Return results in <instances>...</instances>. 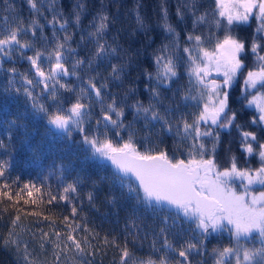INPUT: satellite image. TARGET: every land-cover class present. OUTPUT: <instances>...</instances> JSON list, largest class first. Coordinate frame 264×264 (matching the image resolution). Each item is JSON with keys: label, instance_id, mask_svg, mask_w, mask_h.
<instances>
[{"label": "snow or ice", "instance_id": "6c2138e0", "mask_svg": "<svg viewBox=\"0 0 264 264\" xmlns=\"http://www.w3.org/2000/svg\"><path fill=\"white\" fill-rule=\"evenodd\" d=\"M26 3L31 13L27 22L13 5H9L8 11L14 15L4 17L3 23H0V66L6 57L12 59L13 53L19 52L22 58L30 62L34 77L29 78L27 72L20 74L17 68L11 67L6 70L12 74L8 81L9 87L17 93L23 91L31 100L33 109L43 113L49 126L47 131L53 138L67 140L70 145L76 144L77 142L72 140V134L79 132L84 150L90 157L111 162L115 169L113 183H118L122 189L126 188L128 199L135 202L132 218L128 221L134 229L137 227L136 220L141 219L136 215L139 208L150 211L154 216L165 210L174 212V216L160 217L163 227L159 228L158 235L151 241L152 249L155 252H163L164 255L159 259H153L151 256L147 259L137 257L127 246L125 237L124 246L120 248L119 264H172L169 253L182 258L175 261V264H192L189 257L193 253L200 254L203 240L192 242L194 237H190L181 247H175L169 239V233L179 236L180 232L174 230L182 228L181 221L189 224V231L197 235L206 237L210 230H228L234 236L235 246L213 249L216 254L215 264H233V261L234 264H264V191L259 194L250 191L252 185L264 186V143L257 140L256 133L242 132V147L248 154L257 152L260 157L261 164L258 168H239L235 156L229 157L230 166L223 169L216 162L220 130L230 128L236 119V112L229 108V93L226 89L232 86L233 81L238 75H242L247 67L241 58L245 53V42L233 35L232 26L249 21L255 13L261 21L257 31H264V0H213L214 6L203 10L200 0H178L176 15L179 21L184 22L187 17L191 18L192 30L185 33L183 45L180 43V32L169 21L168 9L162 4V26L166 33V42H162L153 54L155 75L145 72L150 81H155V85L148 89L151 99L147 106L139 99L128 103V97L136 92L132 86H129L123 95L112 92L110 88V82L120 87L132 56L116 43L115 37L111 42L106 39L116 18L103 10V6L90 21L88 27L91 30L87 32V36H80L81 42L87 40L94 44V51L87 59L72 60L77 49L72 47L75 32L71 29L81 25L85 11L81 0H77L70 16L63 14L58 0H26ZM141 7L137 2L133 8L135 22L140 29H146L148 25L141 13ZM45 10L51 16L50 19ZM222 22L224 34L220 36L214 33L212 28L220 30ZM48 26H51V37L45 34V28ZM201 28H207L208 31H199ZM26 36H31L32 39H23ZM260 39L264 40V36ZM25 49L31 50L33 55L25 57ZM262 49L264 45L254 38L251 51L256 57L255 66L247 70L244 86L245 93L248 89L256 90L251 99L245 95V100L249 106L254 105L259 110L258 119L264 122V55L259 54ZM122 52L127 56V60L111 63L112 60H122ZM181 52L184 53L183 56L180 55ZM68 60H72L71 72L66 66ZM105 60L109 61L110 69L106 76L98 71L99 65ZM182 64H186L185 71L189 80L187 89L178 90L182 91L181 101L185 106L194 102L193 106L199 109L198 113L191 114V121L183 113L179 117L172 116L173 112L179 111L180 105H165L160 91L161 88L171 90ZM77 68L80 71L91 70L96 75L88 76L85 86L80 87L76 93L75 102L65 108L64 101L60 98V90L76 92V89L70 83L62 81L67 76H76L78 80H82L80 72L76 71ZM213 73L220 75L222 79L216 80ZM16 75L23 81L22 87H15ZM40 86L41 94L47 92L52 101V111L44 103L38 102L40 96L34 89ZM175 95L176 93H173V96ZM93 101L99 105V118L95 120L94 128H86V121H90L92 117ZM126 109H132L134 112L133 121L127 124L124 122ZM137 121H143L146 129L159 124L160 132L171 133L182 141H189L191 147L187 150L188 159L176 156L175 150L172 156H169L166 149L146 147L141 151L137 143L138 130L134 127ZM256 122L257 118L253 117L252 123ZM13 124L15 121H10L9 127ZM236 127L239 128L240 125L237 124ZM122 133L126 134L127 139H124ZM249 138L257 142V148L253 147ZM142 140H151V133H147ZM205 140H210L211 148L206 147ZM4 146L3 141H0V148ZM206 153L208 158H205ZM197 155L199 159H196ZM9 167V161H0V178H5ZM60 171L63 176V166ZM236 180L242 184L243 191H236ZM18 181L19 177L13 184ZM79 182L77 177L64 185L62 191L57 194L49 190L47 203L51 205L57 200L72 203L71 213L74 217L78 209L73 202V196L78 195ZM41 187L30 183L23 184L16 192V201L23 199L24 192L32 198L35 189L43 202L45 194L41 192ZM10 188L11 185L5 178V183L0 185V198L6 197L12 201ZM87 199L91 203L94 194L89 192ZM31 202L36 204L37 200L33 198ZM109 202L114 204L115 198H110ZM19 219L17 215L12 221L13 227ZM44 219L50 220L51 217L45 216ZM64 221L69 231L63 248L59 242L60 233H55L56 241H53V244L59 249L54 253L56 260L59 261L62 252L67 254L70 251V243L81 257L74 264H91L88 257L95 256L96 252L86 251L85 245L91 248L87 236L83 237L82 242L72 235L81 225L76 224L73 227L69 217H64ZM192 225L194 227H191ZM83 230L90 231L86 224ZM254 234L258 235V247L255 246ZM8 235L10 242L19 248L17 241L12 238V233L9 232ZM138 235L137 230L133 239ZM44 236L46 237L47 233H44ZM250 237L254 238L252 247L248 246ZM158 240L162 241L160 248L156 247ZM242 240L245 242L241 243ZM104 243H108L107 237ZM112 243H116L115 239ZM116 246L119 247L118 244ZM23 259L26 264H35L29 260L26 244Z\"/></svg>", "mask_w": 264, "mask_h": 264}, {"label": "trees", "instance_id": "16d2710c", "mask_svg": "<svg viewBox=\"0 0 264 264\" xmlns=\"http://www.w3.org/2000/svg\"><path fill=\"white\" fill-rule=\"evenodd\" d=\"M76 2L77 0H58V6L65 16H70ZM81 2L85 5L81 25L79 28L71 29L75 32L72 47L77 49L72 60L76 58L87 59L94 51V44L87 40L81 42L80 36L81 34L87 36V32L91 30L88 27L90 21L98 11L102 10L103 6V10L116 18L114 24L110 26L106 39L111 42L115 37L116 43L132 56V61L126 68V75L120 87L110 82V88L112 92L123 95L129 86H132L136 92L128 97V103H134L139 99L147 106L151 99V93L148 89L150 86H154V80L150 81L145 72H151L153 76L155 75L156 65L153 62V54L162 42H166V33L162 26L161 5L167 7L169 21L180 32L182 45L185 42V33L192 30L191 18L187 17L184 22L179 21L176 15L178 0H81ZM137 2L142 5L141 13L146 18L148 25L146 29H140L136 25L133 8ZM200 3L202 10L211 9L214 6L213 0H200ZM9 5H13L18 14L24 17L25 22H27L31 13L26 0H0V23H3L4 17L14 15L8 11ZM45 14L48 15L49 19L51 18L47 10H45ZM41 22L44 21L41 20ZM257 23L255 17L252 16L249 21L232 26L233 35L245 42V53L242 54L241 58L247 67L242 75L237 76L228 90V105L230 109L236 112V119L230 128L220 130L216 162L221 169L230 166V156L236 157L239 168L255 169L261 164L257 152L248 154L242 147V132L245 131L256 133L257 140L264 143V122L258 119L259 110L255 106H249L245 100V95L251 99L256 90L252 89L247 93L242 90V82L247 70L255 66L256 57L251 51L252 41L255 38L258 43L264 45V40L260 39L261 36H264V31H257ZM199 31L207 32L208 29L201 28ZM212 31L222 36L224 34L223 22L220 30L213 27ZM45 34L48 37L52 36L51 26L45 28ZM23 39H32V37L26 36ZM259 54L263 55L264 49ZM24 55L25 57L31 56L33 52L25 49ZM180 55L183 56L184 53L181 52ZM121 56L122 60H112L111 63L127 60V56L123 52ZM72 60H68L66 63L70 72L72 71ZM108 65L109 61L105 60L99 65L98 71L106 76L110 71ZM11 67L17 68L20 74L27 72L29 78L34 77V73L30 70V62L26 58H22L19 52H14L12 59L6 57L3 65L0 66V141H3L5 145L0 148V161L10 162L5 178L7 183L11 185L9 191L13 196L12 201L6 197L0 198V264H26L23 259L25 244L27 245L29 260L34 261L35 264H74L75 261H79L81 257L70 243L68 244L70 251L67 254L62 252L59 261L56 260L54 253L59 249H56L53 244V241H56L55 233H60L59 242L63 248L69 231L64 217H69V222L73 224V227L76 224L81 225V228L73 232L72 235L82 242L83 237L87 236L91 248L89 249L85 245L86 251L96 252L95 256L88 257L91 264H119L120 248L124 246L125 237H127V246L137 257L147 259L151 256L153 259H159L164 253L155 252L151 247V241L154 236L158 235L159 228L163 227L160 217L174 216V212L165 210L154 216L150 211L139 208L136 215L141 219L136 220L137 227L134 229L128 221L132 218L131 213L135 207V202L128 199L126 188L122 189L118 183H113L114 171L104 160L90 157L84 150L85 146L81 143L79 132H73L72 140L77 143L71 145L69 141L53 138L48 133L49 126L43 113L33 109L31 100L23 91L17 93L9 87L8 81L12 78V74L6 70ZM185 67L186 64L180 66L178 77L174 78L171 90L161 88L160 91L165 105H180L179 111L173 112L172 116L179 117L183 113L191 121V114L198 113L199 109L193 106L194 102H189L185 106V103L181 101L182 91H178L188 87L189 77ZM76 71L80 72L82 80H78L76 76H67L62 81L70 83L76 89V92L60 90V98L64 101L63 106L65 108L75 102L76 93L79 92L80 87L85 86L88 76L96 75L91 70L80 71L77 68ZM15 80V87H22L23 81L20 80L19 75H16ZM6 88L9 90L5 91ZM41 89L42 86L34 89V92L40 96L38 102L44 103L52 111V101L47 92L41 94ZM173 93L176 95L173 96ZM92 103H94V108L96 107L95 115L99 114V105L95 104V101ZM133 115L132 109H126L124 122L127 124L133 121ZM253 117L257 118L256 123H252ZM13 120L15 124L9 127V122ZM91 123L92 127L95 126L93 115ZM237 124L240 125L239 128L236 127ZM88 125V121H86L85 127L88 128ZM134 127L138 130L136 133L137 143L141 151L146 147L157 150L166 149L169 156H172L175 150L176 156L185 160L188 159L187 150L191 147L189 141H182L171 133L160 132L159 124H156L155 127L149 126L146 129L143 121H137L134 123ZM147 133H151V140H142ZM122 135L124 139H127L126 134L122 133ZM113 139L116 138L113 136ZM250 142L254 148H257L256 141L250 139ZM205 144L207 148H211L210 140H205ZM199 158L197 155L196 159ZM205 158H208V153L205 154ZM61 166L64 168L63 176L60 171ZM17 177H19L18 183L13 184ZM77 177L80 180L78 195L73 196V202H75L78 211L73 217L71 213L72 203L57 200L49 205L47 192L50 190L53 194H57L58 191H62L64 185L76 180ZM5 178H0V185L5 183ZM25 183L35 184L36 187L43 186L41 187V192L45 194L43 202H41L40 194L36 193L35 189H33L32 198H29L24 192L22 193L23 199L16 201V192ZM252 188H254L253 193L264 191V186L259 184ZM89 192L94 194L91 203L87 199ZM112 197L115 198L114 204L109 202ZM33 198L37 200L36 204L31 202ZM17 215L20 219L16 221V225L13 227L12 221ZM45 216H49L51 219L45 220ZM180 223L182 228L174 230L180 232L179 236L169 233V239L172 240L175 247H181L190 237H194L192 242L203 240L200 254L193 253L189 257L192 264H215L214 248L222 249L226 246H235L236 242L229 232L226 234L223 231L212 232L210 230L205 237L189 231L190 225L184 221ZM85 224L90 231L83 230ZM137 230L139 235L134 240L133 236ZM9 232L19 244V248L10 242ZM44 233H47L46 237ZM145 233H147V238H145ZM105 237L108 240L107 244L104 243ZM254 238L255 246L258 247V235L254 234ZM254 238L250 237L248 246H253ZM113 239L116 241L115 244L112 243ZM6 241L9 242L6 243ZM241 242L244 243L245 241L242 240ZM161 243L162 241L158 240L156 247L160 248ZM117 244L119 247L116 246ZM168 256L172 260V264H175L177 260H182V258L171 253Z\"/></svg>", "mask_w": 264, "mask_h": 264}, {"label": "rangeland", "instance_id": "374dc122", "mask_svg": "<svg viewBox=\"0 0 264 264\" xmlns=\"http://www.w3.org/2000/svg\"><path fill=\"white\" fill-rule=\"evenodd\" d=\"M253 16L255 17V19H256V21L258 22L257 24H258V27L260 26V24H261V21L256 17V15H255V13L253 14ZM264 34V33H263ZM264 55V54H263ZM213 78H215L216 80H221L222 79V77L220 76V75H217V74H215V73H213ZM154 85H155V81H154ZM242 90L243 91H245V86H244V78H243V82H242ZM227 91L229 90V88H227L226 89ZM249 91H252V89H248V91L247 92H249ZM153 102V101H152ZM153 103H155V102H153ZM254 106V105H253ZM253 106H251V107H253ZM203 129V128H202ZM258 185V184H257ZM255 187L256 185H252V187ZM234 187L236 188V191L237 192H241V191H243V187H242V184L240 183V181L239 180H236L235 181V184H234ZM250 188V191L252 192V190L254 189V188ZM259 192H261V191H255L254 193L255 194H259ZM223 232H225L226 234H227V232H229L228 230H224ZM230 233V232H229ZM231 234V233H230ZM232 235V234H231ZM233 236V235H232ZM233 239H234V241H235V238H234V236H233ZM250 239V238H249ZM236 242V241H235ZM241 243H243V242H241ZM250 243V242H249ZM249 245V244H248ZM249 247H251V246H249Z\"/></svg>", "mask_w": 264, "mask_h": 264}, {"label": "flooded vegetation", "instance_id": "af4514ba", "mask_svg": "<svg viewBox=\"0 0 264 264\" xmlns=\"http://www.w3.org/2000/svg\"><path fill=\"white\" fill-rule=\"evenodd\" d=\"M93 104H94V103H93ZM95 108H96V107H95ZM95 108H93V111H94V113H93V111H92V115H93L94 119L96 120V119H98V118H99V114H96V115H95V113H96V112H95ZM88 124H89V125H88V127H89V126H91V127H92L91 120H90V121H88ZM94 127H95V126H93V128H94Z\"/></svg>", "mask_w": 264, "mask_h": 264}, {"label": "water", "instance_id": "95a60500", "mask_svg": "<svg viewBox=\"0 0 264 264\" xmlns=\"http://www.w3.org/2000/svg\"><path fill=\"white\" fill-rule=\"evenodd\" d=\"M105 162L113 169V171H115V169H114V167L112 166V164H111V162L110 161H107V160H105ZM133 179H135L134 177H133Z\"/></svg>", "mask_w": 264, "mask_h": 264}]
</instances>
